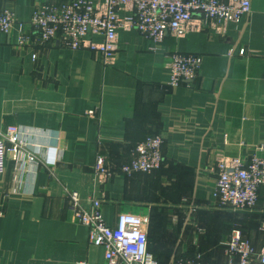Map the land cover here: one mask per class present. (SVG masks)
<instances>
[{"label": "crops", "instance_id": "crops-1", "mask_svg": "<svg viewBox=\"0 0 264 264\" xmlns=\"http://www.w3.org/2000/svg\"><path fill=\"white\" fill-rule=\"evenodd\" d=\"M65 1L0 0V9L26 24L35 6ZM130 15L129 8L118 12ZM114 46L103 64L85 48H23L15 32L0 33V130L21 129L30 144L25 150L37 155L29 163L5 144L0 264H105L103 248L90 245L87 229L73 219L66 191L76 192L83 208L85 199H101L108 227L147 218L148 251L160 264L190 250L225 260L234 229L258 250L264 186L252 211L214 207L211 193L220 160L264 158V0H250L249 15L237 24L208 25L195 14L182 36L165 32L157 44L124 26ZM173 53L200 58L193 82L168 86ZM150 135L162 139L158 170L94 185L97 152L115 168ZM191 237L211 238L189 249Z\"/></svg>", "mask_w": 264, "mask_h": 264}, {"label": "built area", "instance_id": "built-area-1", "mask_svg": "<svg viewBox=\"0 0 264 264\" xmlns=\"http://www.w3.org/2000/svg\"><path fill=\"white\" fill-rule=\"evenodd\" d=\"M131 9V15L120 18L118 12ZM250 13V0H67L47 2L34 7L28 23L18 21L8 9H0V33H16L18 47H44L58 43L70 50L87 49L103 64L114 55L115 31L128 26L153 43H160L165 32L175 37L184 34L193 15L199 14L208 25L237 24ZM27 25L28 31L24 32ZM99 38L100 42H94ZM244 50L239 51L243 55ZM35 60L36 55H31ZM200 65L194 54L173 53L168 65L170 88L193 82ZM93 116L94 112H88ZM29 162L36 164L34 151L24 132L16 126L0 130V174L5 169V144ZM162 139L159 135L147 136L135 145L132 158L112 168L104 156L96 153L92 175L94 185H105L115 174L129 177L136 173L148 174L161 165ZM34 147V146H33ZM47 165L51 164V152ZM216 179L211 198L221 208L233 212L252 211L257 203L258 190L264 186V158L256 153L244 161L241 158L220 160L216 163ZM73 219L87 229L88 243L104 250L105 264H160L148 251L145 220H136L133 227H108L101 216V199H85L83 208L78 194L66 191ZM264 232V225L260 227ZM225 260L220 264H264V243L254 250L240 230L231 231L225 243ZM171 264H205L199 261Z\"/></svg>", "mask_w": 264, "mask_h": 264}, {"label": "rangeland", "instance_id": "rangeland-1", "mask_svg": "<svg viewBox=\"0 0 264 264\" xmlns=\"http://www.w3.org/2000/svg\"><path fill=\"white\" fill-rule=\"evenodd\" d=\"M216 206L220 207L219 204L214 203V207H216ZM191 238H192V241H194V242L192 243L191 247L188 246L189 249H194L196 247L197 243L200 244V240L201 239H203V240L204 239H208V238L210 239L211 237H191ZM221 238H223L224 241L226 239V237H221ZM194 243H196L195 246L193 245ZM218 247H219V245L216 244V246H214L213 248H218ZM184 254L183 255H178L179 257H177L175 259H172V263L173 262H177V261H179V262H183V261H199V262L219 263V262L224 260V258L222 256H216V257H209L208 258V257L202 256L200 253H196V252L194 253L192 250H190V253H187L186 255H184ZM224 257H225V255H224Z\"/></svg>", "mask_w": 264, "mask_h": 264}]
</instances>
